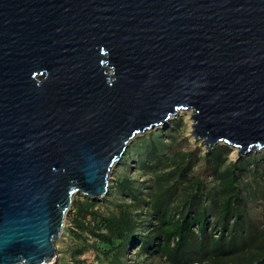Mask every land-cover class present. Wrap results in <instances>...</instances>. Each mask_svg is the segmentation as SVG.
Segmentation results:
<instances>
[{
    "label": "water",
    "instance_id": "water-1",
    "mask_svg": "<svg viewBox=\"0 0 264 264\" xmlns=\"http://www.w3.org/2000/svg\"><path fill=\"white\" fill-rule=\"evenodd\" d=\"M181 110L264 149V0H0V264L56 262L76 195Z\"/></svg>",
    "mask_w": 264,
    "mask_h": 264
},
{
    "label": "trees",
    "instance_id": "trees-1",
    "mask_svg": "<svg viewBox=\"0 0 264 264\" xmlns=\"http://www.w3.org/2000/svg\"><path fill=\"white\" fill-rule=\"evenodd\" d=\"M176 130H168L172 140ZM145 145L141 176L118 177L104 210L100 200L76 202L70 234L82 245L72 259L93 246L108 264H129L136 247L139 257L165 264H264V155L230 161L231 148L216 147L206 153L208 182L195 173L193 152L164 155L161 137Z\"/></svg>",
    "mask_w": 264,
    "mask_h": 264
},
{
    "label": "rangeland",
    "instance_id": "rangeland-1",
    "mask_svg": "<svg viewBox=\"0 0 264 264\" xmlns=\"http://www.w3.org/2000/svg\"><path fill=\"white\" fill-rule=\"evenodd\" d=\"M193 113V110H181L178 115L170 119L167 125L156 127L136 137L130 144L121 162L112 169L110 176L111 184L120 176H141L142 171L139 165L140 150L142 151L143 149H145V142L153 137H161L164 140L166 144V148L163 152L164 155L171 156L175 152H193L195 159V173L209 182L210 172L206 162V153H208L209 151L205 148L203 142L197 140L193 135ZM175 128H177V130L175 134H173L174 139L172 140V135L168 133V130ZM142 139L145 140V142L142 141ZM140 141L142 142L140 143ZM223 145L226 144L222 143L219 146ZM230 148L231 153L229 155V160L234 161L240 158V156L238 155V150L236 151L233 147ZM251 154H254L257 159L261 160L262 155H264V149L253 151ZM107 196L103 197L102 199H99L101 201L99 206H101L103 210L106 207H104L103 205H108V202L114 201L115 199L114 196ZM85 198L87 197L82 194H78L75 197L74 205L67 216L63 233L57 241L58 259L53 264H79L77 260L82 261V263L80 264H108L107 261L103 259L101 253H99L93 246H89L88 248H86L85 252L82 253L77 258V260L72 259L73 257L71 256V253L73 249L75 247H78L80 244L82 245V242H79V240L74 239V237H72V235L70 234V229L73 228L72 217L75 213L76 202ZM260 211L261 209L259 203L252 204L251 213L257 220L259 219ZM93 243H95V239L88 236V244L93 245ZM126 260L129 264H165L159 260H155L154 262H152V260H150L149 258L144 259V257H139L138 249L136 247L130 249Z\"/></svg>",
    "mask_w": 264,
    "mask_h": 264
},
{
    "label": "bare ground",
    "instance_id": "bare-ground-1",
    "mask_svg": "<svg viewBox=\"0 0 264 264\" xmlns=\"http://www.w3.org/2000/svg\"><path fill=\"white\" fill-rule=\"evenodd\" d=\"M191 111V110H190ZM236 151L238 150V149H235Z\"/></svg>",
    "mask_w": 264,
    "mask_h": 264
}]
</instances>
